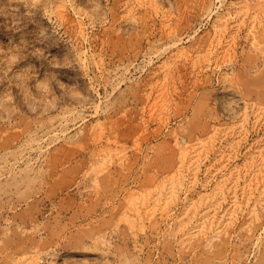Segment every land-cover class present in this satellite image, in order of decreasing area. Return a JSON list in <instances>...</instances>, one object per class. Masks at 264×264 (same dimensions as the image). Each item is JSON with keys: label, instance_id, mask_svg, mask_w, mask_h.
<instances>
[{"label": "rangeland", "instance_id": "374dc122", "mask_svg": "<svg viewBox=\"0 0 264 264\" xmlns=\"http://www.w3.org/2000/svg\"><path fill=\"white\" fill-rule=\"evenodd\" d=\"M0 264H264V0H0Z\"/></svg>", "mask_w": 264, "mask_h": 264}]
</instances>
